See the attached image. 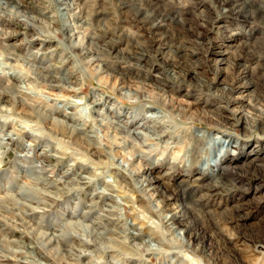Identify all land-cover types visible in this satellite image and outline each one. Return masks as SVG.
<instances>
[{"label": "rangeland", "instance_id": "obj_1", "mask_svg": "<svg viewBox=\"0 0 264 264\" xmlns=\"http://www.w3.org/2000/svg\"><path fill=\"white\" fill-rule=\"evenodd\" d=\"M125 1L127 8L116 0L97 5L95 10L104 20L96 25L80 0L71 1L69 10L60 0H15L20 4L18 10L5 9L0 0V128L6 125L8 131L18 129L17 134L0 137V237L5 236L1 239H7L16 251L2 250L0 264H66L38 244L25 225V214L19 210L22 203L27 205V211H23L36 212L44 227L58 226L75 212L100 227L104 238L119 237L111 245L115 249L98 246L86 259L70 264H264V66L255 65H264V51L249 58L243 48L256 36L263 37L258 43L264 46V0L254 3L255 14L250 17L243 16L245 11L238 16L223 13L217 0ZM155 4L176 20L165 27L176 31L170 36L171 50L180 49L179 32L188 35L185 38L190 50L183 64L167 62L171 57L165 56L166 47H159L148 22L142 20L143 13L151 12ZM245 4L251 9L250 2ZM253 27L260 32L242 36L238 46L231 49L227 64L221 65L222 71L217 73V44L234 30L245 32ZM68 28L94 40L104 53L103 64L117 76L96 75L93 65L86 64L87 57L70 45ZM9 52H14L16 58H7ZM236 63L249 65L247 79L255 88L241 99L232 87L247 79L239 82L242 67ZM66 80L75 92L69 91ZM128 88L138 95L123 96ZM172 99L179 107L188 108L187 112L172 109ZM147 105L158 111L157 117L149 116ZM238 108L247 114L242 127ZM39 110L62 121L56 132ZM133 122L150 126L144 137L121 132L120 126L133 131ZM72 126L80 129L78 139L70 138ZM87 136L95 144H89L92 142ZM226 136L237 143L226 147L215 140ZM120 137L137 139L135 145L130 142L128 146ZM95 145L100 151L90 149ZM249 145L253 149L244 152ZM135 152L140 157L131 160ZM30 158L34 163H27ZM216 158L225 167L222 178L211 177ZM138 162V167L153 164V175L163 178L158 200L177 190L178 199L170 200L171 207L183 202L189 220L200 230V239L192 244L198 256L186 250L178 254H158L148 248L139 251L123 242L127 236L124 232L130 229L145 235L154 232L157 243L171 242V232L159 215L161 209L159 212L137 190L134 171L139 169ZM220 171L217 169V173ZM28 179L34 183L27 187L25 197L15 195L18 185ZM5 246L9 247L8 243Z\"/></svg>", "mask_w": 264, "mask_h": 264}, {"label": "bare ground", "instance_id": "obj_2", "mask_svg": "<svg viewBox=\"0 0 264 264\" xmlns=\"http://www.w3.org/2000/svg\"><path fill=\"white\" fill-rule=\"evenodd\" d=\"M71 1L76 2L78 0H60V3L64 6L65 10H69L71 8ZM83 2V9L88 8L90 11V15L93 17L95 24L96 25H100V22L103 21L104 17H102L101 12L95 10L97 5H102L104 6V1L105 0H80ZM118 5H121L122 7H126V1L125 0H116ZM251 3L250 8L248 9L249 6H246V2ZM257 0H217V2L220 4L222 11H224L223 13L226 14H231L233 16L237 15V13L241 12V11H245L246 13L243 14L244 17H246V14H248V16H252L254 15V3ZM2 4H4L5 9L8 7H13V8H17L20 9V4L18 2H15V0H1ZM73 6V5H72ZM161 7V5L159 6ZM158 7V4H155L152 11L148 12V13H143L142 15V20L145 22H148V27L153 31L154 36L158 42L159 47H161L162 49L164 47H166L167 51L165 52V56L166 55H170L171 59L167 60V62L170 63H174L176 61H179L180 64H183V62L186 60L187 57V53L188 50H190V48L187 46V40L185 38V35H183V33L179 32L178 35V43H179V51L177 50H171L169 48V45H171L173 42H170L173 34H176V31L173 30H168V28H165L166 25L168 23L173 24V22H175V18L174 16H172L170 13H165L163 11H160ZM94 8V9H93ZM81 9V8H80ZM98 9V8H96ZM101 9V8H100ZM161 9V8H160ZM25 12V10H23ZM19 12V11H17ZM16 12V13H17ZM170 12V11H169ZM21 14V13H20ZM68 14V13H66ZM25 15V14H24ZM89 15V16H90ZM238 16V15H237ZM88 17V16H86ZM85 17V18H86ZM91 17V18H92ZM34 18V17H33ZM32 18V19H33ZM36 19V18H35ZM86 21V19H85ZM185 21V20H184ZM248 21L250 22V20L248 19ZM34 22V21H33ZM128 22V20H127ZM82 23V22H81ZM87 23V21H86ZM31 24V23H30ZM94 25V24H93ZM190 25V24H189ZM76 26V25H75ZM228 26V25H227ZM226 26V27H227ZM74 27V26H73ZM78 27V26H77ZM85 29V28H84ZM221 29V28H220ZM223 29V28H222ZM183 30V29H182ZM258 29L256 27H253L252 29H249L247 31H239V30H234V32H232L230 35H228L226 37V40L220 42L219 44H217V47L215 48L214 54H217V58L215 59V62L217 63V65H219L218 68H215V71L217 73L222 71V66L223 64H227L228 59L230 58V55L233 53L231 51V49L234 47H237L238 45H236L237 41H239V39L242 36H252L253 32ZM68 33H69V43L71 46L77 48L80 53L84 56H86V64H89L90 66L93 65L92 67V71L99 76H102V78L106 77V76H115V73H112L110 71H108V69L105 67V65L103 64V61L101 59V54L103 52H101L100 47H98V44L91 41L87 40L88 38H85L84 36H81L77 30L73 31L72 28H68L67 29ZM181 31V30H180ZM185 32V31H184ZM260 32V30L258 31ZM35 34V33H34ZM37 34V33H36ZM35 34V35H36ZM261 35V34H260ZM259 35V36H260ZM32 36V35H31ZM188 35H186L187 37ZM264 36V35H263ZM87 37V36H86ZM91 37V36H90ZM196 37V36H195ZM37 38V37H36ZM188 38V37H187ZM193 38V37H192ZM261 37H255L254 41H246L244 43L243 48L246 49L247 52V57L249 58H253L254 55H258L261 52L264 51V46L262 44H259L258 40H260ZM170 39V40H169ZM195 39V38H194ZM216 39V38H215ZM252 39V38H251ZM189 41V40H188ZM240 42V41H239ZM131 43V42H130ZM217 43V42H216ZM143 45V44H142ZM129 46V45H128ZM136 48V47H135ZM142 48V47H141ZM176 48V47H175ZM165 49V50H166ZM161 50V49H160ZM164 50V49H163ZM128 51V50H127ZM138 52V50H136ZM135 51V53H136ZM130 52V51H129ZM128 52V53H129ZM104 54V53H103ZM130 54V53H129ZM141 54V53H140ZM190 54V53H189ZM137 55V54H136ZM174 56H177V60L174 59ZM245 55V54H244ZM240 56V55H239ZM7 58L9 59H14L16 58V55L14 54V52H9L6 55ZM130 57V56H129ZM128 57V58H129ZM142 57V56H141ZM163 57V56H162ZM169 57V58H170ZM127 58V57H126ZM238 60V59H237ZM251 60V59H250ZM135 61V60H134ZM190 61V58H189ZM165 62V61H164ZM130 63V62H129ZM186 63V62H185ZM190 63V62H188ZM187 63V64H188ZM177 64V63H176ZM237 66L240 65L242 68L239 72V78H241L239 80V82H241L244 79H247L249 77V73L251 68L249 67V65H244L243 63H236ZM192 65V64H191ZM256 68L259 67H263L264 65L262 63H258L256 62ZM6 66L10 67V64H6ZM13 66V65H12ZM173 67V66H172ZM169 68V67H168ZM254 68V67H253ZM9 69V68H8ZM43 69V68H42ZM171 69V67H170ZM40 70V69H39ZM43 71V70H42ZM41 71V73H42ZM169 71V69L167 70ZM92 72V73H93ZM173 72V71H172ZM3 73V72H2ZM45 74V72H44ZM66 74V73H65ZM48 75V74H47ZM117 76V75H116ZM174 76V75H173ZM101 78V77H100ZM99 78V79H100ZM109 78V77H107ZM120 78V77H119ZM52 79V78H51ZM50 79V80H51ZM64 79V78H63ZM121 79V78H120ZM104 81V80H103ZM119 81V80H118ZM50 82V81H49ZM64 82V81H63ZM67 84L70 85V81L66 80L65 81ZM54 83V82H53ZM71 89L69 91L73 92L74 90H72V86L70 85ZM133 87V86H132ZM0 88H2V86L0 85ZM140 88V87H138ZM254 84L252 82H249V80H245L243 83L237 85V86H233L232 90L236 91L239 96L238 98H244L246 96V93L249 92H253L254 91ZM140 90V89H139ZM52 92V91H51ZM75 92V91H74ZM3 93L0 90V104L2 102L3 99ZM43 94V93H41ZM40 94V95H41ZM54 94V92H53ZM72 94V93H71ZM63 96L65 94H62ZM122 95L128 98H131L133 96H137L138 92L135 90H132L131 88H128L126 90H123ZM59 96V95H58ZM68 96V95H66ZM69 97V96H68ZM44 98V97H43ZM14 100V99H13ZM22 101V100H20ZM175 101V100H174ZM173 99L171 101L172 104V109L177 110L179 112L186 111L184 108L179 107V103L178 102H174ZM15 102V101H14ZM13 105H15L16 107H20L21 105H18L17 103H14ZM17 102V100H16ZM27 102V101H26ZM40 102V101H39ZM12 103V102H11ZM20 103V102H19ZM29 103V102H28ZM94 103V102H93ZM98 103V102H97ZM96 103V106H99ZM188 103V102H187ZM31 104V103H30ZM100 104V103H99ZM178 105V106H177ZM32 106V105H31ZM74 106V105H73ZM148 106V105H147ZM146 106V107H147ZM182 106V105H181ZM189 106V104H188ZM23 107V105H22ZM41 107V106H40ZM39 107V108H40ZM48 107V106H47ZM149 107V116H153L154 118L158 116V111L154 109L153 106H148ZM184 107V106H183ZM25 108V107H24ZM36 108V107H35ZM38 108V109H39ZM9 109V108H8ZM21 109V108H20ZM238 112L240 114V116L238 117L239 119V126H243L246 124V120H247V114L246 112L241 109L238 108ZM24 110V109H23ZM42 110V109H41ZM38 112V111H37ZM40 115H43V118H45V120L47 119V121H50V125L52 126V129L56 132V130H58L59 128L58 125H61V120L57 119V117H52L50 112H45V111H40ZM101 113V111H99ZM9 113V112H8ZM198 113V112H197ZM102 114V113H101ZM191 114V113H190ZM193 114V113H192ZM54 116V115H53ZM111 117V116H110ZM148 117V116H147ZM150 117V118H151ZM115 122V121H114ZM64 123V122H63ZM66 123V122H65ZM232 123V122H231ZM119 124V123H118ZM128 124V123H127ZM230 125V124H229ZM234 125V124H233ZM6 126V125H5ZM5 126H2V128H0V137L3 138L6 135H11L16 133L15 129H11L10 131H8ZM133 126V131H126V126H120L121 127V132L123 133H134L135 137H140V136H145V130H149L150 126H147L146 123L143 122H133L132 124ZM67 127V126H66ZM23 128V127H22ZM26 129V128H25ZM51 129V128H50ZM70 138L72 139H78L80 137V129H78V127H70ZM18 132V131H17ZM20 132V130H19ZM104 132V131H103ZM122 133V134H123ZM17 134V133H16ZM131 134V133H130ZM79 135V136H78ZM88 135V134H87ZM116 135V134H115ZM126 135V134H125ZM82 136V135H81ZM130 136V135H129ZM11 137V136H9ZM78 137V138H77ZM89 139L92 138L90 136H87ZM157 137L161 138L163 136L161 135H157ZM121 139H124V143H126L128 146L130 145V142H133L135 145L136 139H133V141H131V139H127L125 137H120ZM83 139V138H82ZM119 139V137H118ZM143 139V138H142ZM4 140V139H3ZM87 140V139H86ZM160 140V139H159ZM216 141L220 143H224L226 145V147H231V145H233L236 141L233 139V137L231 136H226L225 138H219L216 137L215 139ZM90 141L92 143L89 144H95V142L90 139ZM144 141V140H143ZM120 142V141H119ZM118 142V143H119ZM77 143V142H76ZM81 143V142H80ZM237 143V142H236ZM120 144H122L120 142ZM119 144V147L121 146ZM123 145V144H122ZM31 146V145H30ZM126 146V145H125ZM141 146V145H140ZM253 145H249L247 147V149L243 148V151L245 152L246 150L249 151L251 149H253L252 147ZM91 147V146H90ZM127 148V147H125ZM134 148H136V146H134ZM50 149V148H49ZM92 151L98 149L97 146H92ZM100 149V148H99ZM98 149V150H99ZM129 149V148H128ZM132 149V148H131ZM130 149V150H131ZM58 150V149H57ZM60 150V149H59ZM61 151V150H60ZM97 151V150H96ZM100 151V150H99ZM45 152V151H44ZM48 152V151H47ZM103 152V151H102ZM129 152V151H128ZM142 152V151H141ZM140 152V153H141ZM228 152V151H227ZM52 153V152H51ZM60 153V152H59ZM95 153V152H93ZM92 153V154H93ZM132 153V151L129 152V154ZM144 153V150L143 152ZM146 153V152H145ZM50 154V153H49ZM58 154V153H57ZM62 154V153H61ZM60 154V155H61ZM139 154V153H138ZM25 155V154H24ZM27 155V154H26ZM43 155V154H42ZM54 156V155H53ZM97 156V155H96ZM144 156V155H143ZM29 157V156H28ZM57 157V156H56ZM123 157V156H122ZM140 155H137V153H133L131 160H137L139 159ZM234 157V156H233ZM46 158V157H44ZM48 158V157H47ZM43 159V158H42ZM59 159V158H58ZM142 159V158H141ZM217 159V158H216ZM214 159L213 161V167H215L216 169L213 170L211 173V177H219L222 178L223 177V170H224V166H221L219 164V160ZM253 159V158H252ZM33 160V159H32ZM130 160V159H129ZM232 160V159H231ZM26 161V160H24ZM23 161V162H24ZM41 161V160H40ZM45 161V160H44ZM122 161V160H121ZM2 162V161H1ZM0 162V163H1ZM22 162V163H23ZM123 162V161H122ZM129 162V161H128ZM133 162V161H132ZM131 162V163H132ZM135 162V161H134ZM27 163H34L33 161H28ZM39 163V160H38ZM130 163V165H132ZM21 164V163H20ZM139 162L137 163V167ZM229 164V163H228ZM26 165V164H25ZM30 165V164H29ZM136 165V164H135ZM37 166V165H35ZM44 166V165H43ZM127 166V165H126ZM27 167V165H26ZM30 167V166H29ZM32 167V166H31ZM38 167V166H37ZM133 167V166H132ZM139 169L134 171V179L136 182V187L137 190L141 191L142 194L148 199H150L152 201V203L155 204L156 208L158 209V211L160 212L159 209H161L162 213H160L159 215L161 216L162 220L164 221V224L166 226V228L169 230V232H171V242L169 243V241L167 240L166 242H154L155 237L152 236V234L149 232L148 234H143L141 232H139L138 230H132V229H128L129 231L124 232L127 236H124L123 238V242L128 245L129 247H131L134 250H141L143 248H148V249H154L155 252H157L158 254H163L166 252H173L178 254L180 251L186 250L188 252H191L194 256H198L196 253H194L192 251V244L194 241L199 240L200 239V230L193 225V223L189 220L190 218H188V213L186 212V210L184 209L185 204L182 202V204H177L174 207H171L172 202L174 199H178L177 195V190H174L173 194H171L169 197L158 200V197L161 195V188H162V179L159 176H154L153 175V169H154V165L153 164H149L148 166H141L138 167ZM220 168V172L217 173V169ZM27 169V168H26ZM31 169V168H30ZM155 170V169H154ZM228 171V169H227ZM131 172V171H130ZM33 174V173H32ZM219 174V175H218ZM132 175V174H131ZM218 175V176H217ZM133 176V175H132ZM164 177V176H163ZM218 178V179H219ZM33 179V176H32ZM36 179V177L34 178V180ZM84 179V178H83ZM214 179V178H213ZM217 179V180H218ZM33 180V181H34ZM61 180V179H60ZM215 180V179H214ZM222 180V179H221ZM38 181V180H37ZM89 181V180H88ZM225 181V180H223ZM74 182V181H73ZM220 182V181H219ZM32 180L28 179L27 181H23L18 185V190L15 191V195H20V197H25V192L26 189H28L27 187L32 186ZM119 183V182H118ZM38 184V183H37ZM35 184V186L37 185ZM48 184V183H47ZM181 184V183H180ZM201 184V183H199ZM203 184V183H202ZM121 185L120 183L118 184V186ZM194 185V183L192 184ZM198 185V184H197ZM204 185V184H203ZM206 185V184H205ZM204 185V186H205ZM34 186V187H35ZM53 186V185H51ZM199 186V185H198ZM202 186V185H201ZM202 186V187H204ZM37 187V186H36ZM47 187V186H46ZM74 188V187H73ZM122 188V186H121ZM189 188V187H187ZM187 188L184 189V194H187ZM47 189V188H46ZM120 190V189H119ZM181 190V189H180ZM196 190V189H194ZM44 191V190H43ZM153 191V192H150ZM198 192V191H197ZM196 192V193H197ZM193 193V192H191ZM217 193V192H216ZM11 194V193H10ZM202 194V193H201ZM3 196V195H2ZM45 196V195H44ZM189 196V193H188ZM5 197V196H4ZM14 197V196H13ZM141 197V196H140ZM183 199V198H182ZM185 199V198H184ZM192 199V198H191ZM3 200V199H2ZM171 200V201H170ZM189 200V199H187ZM4 201V200H3ZM150 202V201H149ZM1 203V202H0ZM95 203V202H94ZM93 203V205H95ZM38 204V203H37ZM97 204V203H96ZM186 204H190V202L186 203ZM1 205V204H0ZM31 205V204H30ZM43 205V204H42ZM90 205V204H89ZM27 205L22 203V206L19 205V210L21 211L22 215L25 214L23 216L24 220H25V225H27V228L30 229V232L33 234V236H35L37 238V240L39 241L38 244H40L44 250H46L45 252L47 254H49L50 256L54 257L58 262L60 263H66V264H70L72 262H74L75 260L80 261L82 259H86L85 257L88 256L90 253H94L97 251V249L99 248L98 246H108V248L111 249H115V247H111V245L116 242L118 240L119 237L113 235V236H109L110 240L106 238H104L103 232L100 231V227L97 226H93L90 222H86L88 221L85 216L83 214L80 215H76L75 212H73L71 215L69 214V216L64 220V222L60 223V225H56V226H46L44 227L42 224H40L39 219L37 216L36 212H30V208H29V213H25V211H23V208L25 209ZM29 207V205H28ZM79 208V207H78ZM87 208V207H86ZM96 208H99L96 205ZM35 209V208H34ZM40 209V208H38ZM93 208H91L92 210ZM26 210V209H25ZM90 210V211H91ZM96 210V209H95ZM27 211V210H26ZM33 211V210H32ZM90 211L88 213H90ZM153 211V210H152ZM78 212V211H77ZM97 212V211H96ZM99 212V211H98ZM79 213V212H78ZM154 214V211L152 212ZM90 215V214H89ZM156 215V214H155ZM11 216V215H10ZM96 216V215H95ZM38 219V220H37ZM90 219V218H89ZM97 220V219H96ZM103 220V219H102ZM34 221L35 224H32L31 222ZM4 222V221H3ZM7 222V220H6ZM15 222V221H14ZM61 222V221H60ZM10 223V222H9ZM11 224V223H10ZM132 225L136 226V223H133ZM61 226V228H60ZM44 227V228H43ZM100 228V229H99ZM104 228V227H102ZM130 228V227H129ZM133 228V226H132ZM140 228V227H138ZM68 229V233L65 232V230ZM142 229V228H141ZM113 230V229H112ZM111 230V231H112ZM167 230V232H168ZM115 231V230H114ZM117 231V230H116ZM148 231V230H147ZM151 231V230H150ZM106 233V231L104 232ZM115 233V232H114ZM107 234V233H106ZM118 234V233H117ZM156 234V233H155ZM122 235V233H121ZM120 235V236H121ZM124 235V234H123ZM154 235V234H153ZM157 235V234H156ZM106 236V235H105ZM3 237V236H2ZM2 237H0V252L3 250L5 252H16L14 251L12 248H10L9 246V242L4 239H1ZM5 237V236H4ZM3 237V238H4ZM122 238V236H121ZM187 238V240H186ZM159 239V238H157ZM10 240V239H9ZM58 240V241H56ZM122 240V239H121ZM56 241V242H55ZM120 241V240H119ZM118 241V242H119ZM11 243H13V241L10 240ZM8 243L9 247H6L5 244ZM121 243V241H120ZM119 243V244H120ZM107 244V245H106ZM117 244V243H116ZM14 245V244H13ZM116 246V245H114ZM122 245H120L121 247ZM125 246V245H124ZM263 246L262 244H259L258 247ZM127 247V246H126ZM30 248V247H29ZM41 247H39L40 249ZM101 248V247H100ZM22 249V248H21ZM118 249V248H117ZM120 249V248H119ZM122 249V248H121ZM18 250V249H17ZM107 250V249H106ZM197 250V249H196ZM20 251V250H19ZM125 251V250H123ZM127 252V251H126ZM196 252V251H195ZM210 252V251H209ZM19 253V252H18ZM199 253V252H198ZM212 253V252H210ZM17 254V253H16ZM200 254V253H199ZM19 255V254H18ZM114 256V255H113ZM200 256V255H199ZM204 256H202L203 258ZM82 258V259H81ZM114 260V259H113ZM116 260V259H115ZM208 261V259H206ZM40 261V260H39ZM87 261V260H86ZM81 263V262H80Z\"/></svg>", "mask_w": 264, "mask_h": 264}]
</instances>
